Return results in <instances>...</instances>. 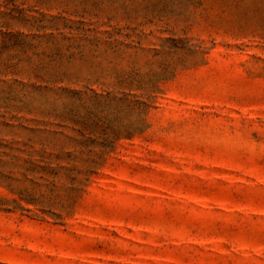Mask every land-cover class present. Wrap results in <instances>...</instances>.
I'll return each instance as SVG.
<instances>
[{"label":"rangeland","instance_id":"1","mask_svg":"<svg viewBox=\"0 0 264 264\" xmlns=\"http://www.w3.org/2000/svg\"><path fill=\"white\" fill-rule=\"evenodd\" d=\"M0 264H264V0H0Z\"/></svg>","mask_w":264,"mask_h":264},{"label":"trees","instance_id":"2","mask_svg":"<svg viewBox=\"0 0 264 264\" xmlns=\"http://www.w3.org/2000/svg\"><path fill=\"white\" fill-rule=\"evenodd\" d=\"M107 94H110V92H108ZM122 96H124L125 98H127V96H129V94H122ZM138 104H140V105H144V103L143 102H138ZM87 129V128H86ZM88 133H91V134H93L92 132H88Z\"/></svg>","mask_w":264,"mask_h":264}]
</instances>
